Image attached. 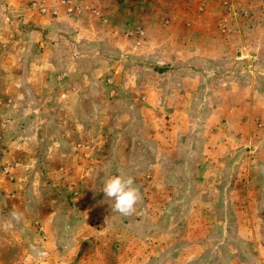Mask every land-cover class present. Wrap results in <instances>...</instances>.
<instances>
[{"label": "rangeland", "instance_id": "obj_1", "mask_svg": "<svg viewBox=\"0 0 264 264\" xmlns=\"http://www.w3.org/2000/svg\"><path fill=\"white\" fill-rule=\"evenodd\" d=\"M60 1L0 0V222L22 214L0 264H264V0H218L207 33L145 27L144 4L179 2L120 0L104 40L65 22L88 33L100 1ZM113 176L139 191L131 215Z\"/></svg>", "mask_w": 264, "mask_h": 264}, {"label": "crops", "instance_id": "obj_2", "mask_svg": "<svg viewBox=\"0 0 264 264\" xmlns=\"http://www.w3.org/2000/svg\"><path fill=\"white\" fill-rule=\"evenodd\" d=\"M89 1V0H88ZM94 1V0H92ZM100 1V7L98 8L101 11L102 16L104 17L105 21L102 22L96 18H94V20H89L87 21V23H83V26L86 28H88V33L87 30H83V28H79L82 27L80 26V23L76 24L73 22V20L76 19V22H79L80 18H71L70 20H64L66 23L71 24L75 29L76 32V36H80V35H88V38H93V40H96L98 37L103 38L104 39H110L113 38L112 35L109 34V27L111 30H113L111 27H116V29L120 26L122 20L124 19L125 15V10L121 9L119 7L121 3L120 0H117V6L115 8V10L113 11L112 9H110V5L109 2L106 3L107 1L110 0H98ZM168 2H171L173 5H175V3L177 4L179 2L180 6H178L177 9H173V6H169L168 9L166 10V14L165 11L160 10V7L162 6L161 2L163 3V1L157 3L156 5H150V3H146L144 4V8L141 9L140 11H143L145 8L146 11H149L154 19H150L147 22H145V27L146 28H156L159 25L162 26V17L161 14L163 13L164 16H166V18L168 20L164 21L165 25H163V27L165 29H170V28H174V27H178V28H183L184 23L188 22L189 27H191L193 29H199L200 31L203 30L205 31V33H207L210 29L214 28V23L213 21L209 20L206 15L208 16L209 13L214 12L215 9H220V2L218 0H167ZM251 2L254 3V0H251ZM118 3H120L118 5ZM139 4V3H138ZM166 4V3H165ZM164 4V5H165ZM197 6H201V11H202V15L200 16H195L194 11H195V7ZM121 6V5H120ZM142 6V5H141ZM240 6H243V3L240 4ZM207 11V13H206ZM17 13L23 15V22L26 24H30V23H36V25L39 24H46L47 19L44 16H38V15H33L31 13H29L28 10H18ZM134 13V12H132ZM132 13H130L129 16V11H128V18L132 17ZM102 17V18H103ZM61 19H65L62 16H60V18L57 19H53V26H57L58 28H60L63 24L59 22L62 21ZM85 20V19H83ZM58 21V22H56ZM83 22V21H82ZM113 22V23H112ZM106 23V24H105ZM98 28H100V30L95 31V27L96 26ZM57 29V28H56ZM202 33V35H206L203 37L202 40H204V44L205 45H209L210 47H213V53L215 50V47H219V41L216 38H209L208 34ZM202 36H200V38L198 39L200 41ZM114 41V40H113ZM198 41V42H199ZM207 48V46H200L196 49H194L195 51H189L186 50L181 54V58L184 59H189V58H193L195 55L201 54L203 53V51ZM149 50V49H148ZM216 51V50H215ZM180 58V57H179ZM61 75L65 76V73H60ZM21 264H25V261H23V263Z\"/></svg>", "mask_w": 264, "mask_h": 264}, {"label": "clouds", "instance_id": "obj_3", "mask_svg": "<svg viewBox=\"0 0 264 264\" xmlns=\"http://www.w3.org/2000/svg\"><path fill=\"white\" fill-rule=\"evenodd\" d=\"M134 181L131 177L125 179L120 176H113L107 179L104 183L102 192L106 198L114 201L113 209L121 215L128 216L135 211V206L140 200L138 189L134 186ZM22 214L18 211H13L9 219L0 222V227L4 230L11 229L13 222H19ZM41 257L45 256V252H40Z\"/></svg>", "mask_w": 264, "mask_h": 264}, {"label": "built area", "instance_id": "obj_4", "mask_svg": "<svg viewBox=\"0 0 264 264\" xmlns=\"http://www.w3.org/2000/svg\"><path fill=\"white\" fill-rule=\"evenodd\" d=\"M60 4H62V7L65 11L72 13L74 8L69 5L68 0H61ZM32 8L38 9L40 13L46 12L44 8L37 7L35 4H32ZM52 14H56L55 11L52 12Z\"/></svg>", "mask_w": 264, "mask_h": 264}]
</instances>
